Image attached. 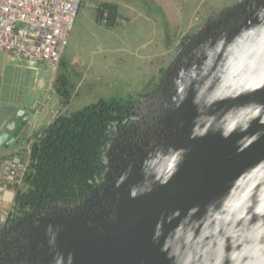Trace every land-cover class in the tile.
Segmentation results:
<instances>
[{
	"label": "water",
	"instance_id": "1",
	"mask_svg": "<svg viewBox=\"0 0 264 264\" xmlns=\"http://www.w3.org/2000/svg\"><path fill=\"white\" fill-rule=\"evenodd\" d=\"M200 60L159 109L156 157L116 183L114 220L68 218L17 264H264V2ZM31 122L0 107V151Z\"/></svg>",
	"mask_w": 264,
	"mask_h": 264
},
{
	"label": "rangeland",
	"instance_id": "2",
	"mask_svg": "<svg viewBox=\"0 0 264 264\" xmlns=\"http://www.w3.org/2000/svg\"><path fill=\"white\" fill-rule=\"evenodd\" d=\"M242 3L243 0H81L57 71L0 52V107L20 109L34 104V108L49 100L46 113L52 109L51 114L54 110L65 114L99 100L128 101L142 93L152 94L188 38L211 27L223 12ZM100 6L111 11L109 21L101 16ZM57 78L65 82L60 80L56 86ZM52 82L68 94L66 104L56 102ZM27 142L24 139L14 143L1 150L0 156L25 150ZM140 168L141 165L131 166L115 183L140 177ZM23 188L21 185L19 190ZM11 194L0 198L3 208L12 209ZM72 224L73 219L63 217L40 218L28 228L27 236L33 245H38Z\"/></svg>",
	"mask_w": 264,
	"mask_h": 264
},
{
	"label": "trees",
	"instance_id": "3",
	"mask_svg": "<svg viewBox=\"0 0 264 264\" xmlns=\"http://www.w3.org/2000/svg\"><path fill=\"white\" fill-rule=\"evenodd\" d=\"M195 37L191 35L181 51L192 45ZM60 80L65 82L57 78L56 86ZM56 86L61 103L66 104L68 94ZM150 96L142 93L136 100H99L82 110L56 116L31 142L24 188L13 197L11 231L22 232L40 218L72 217L119 177L118 150L124 140L142 132V105Z\"/></svg>",
	"mask_w": 264,
	"mask_h": 264
},
{
	"label": "flooded vegetation",
	"instance_id": "4",
	"mask_svg": "<svg viewBox=\"0 0 264 264\" xmlns=\"http://www.w3.org/2000/svg\"><path fill=\"white\" fill-rule=\"evenodd\" d=\"M263 2L264 0L243 1L234 11L224 16H219L214 25L204 29L203 32L197 33L192 45L184 48L179 53V57L168 66L157 89L151 94L149 101L142 105L144 117L140 124L142 132L133 134L127 140H124L118 150L121 164L120 176L102 192L95 194L83 208L70 218L79 220L101 218V221L96 219L94 224L88 223L90 226L96 225L102 220H114L116 211V200L114 201L116 180L131 166L149 163L152 158L156 157V153L161 149L163 141L169 137L170 130L162 124L157 116L160 107L164 105V100L167 96L176 92L183 85L186 78L190 79V81L198 82L199 75L203 73L200 67L202 64L200 54L203 47L220 35L237 28L247 17L260 10L263 7ZM11 225L12 223L10 222L0 231V264H17L19 261L25 260L30 252L31 242L27 236V230L31 225L22 232H12L10 229ZM98 229L100 230L99 227Z\"/></svg>",
	"mask_w": 264,
	"mask_h": 264
},
{
	"label": "built area",
	"instance_id": "5",
	"mask_svg": "<svg viewBox=\"0 0 264 264\" xmlns=\"http://www.w3.org/2000/svg\"><path fill=\"white\" fill-rule=\"evenodd\" d=\"M81 0H0V52L42 63L54 70L67 46V38ZM109 21L112 13L99 7ZM32 142V141H31ZM30 144L19 157L0 158V198L14 194L29 166ZM12 209H0V231L10 223Z\"/></svg>",
	"mask_w": 264,
	"mask_h": 264
},
{
	"label": "crops",
	"instance_id": "6",
	"mask_svg": "<svg viewBox=\"0 0 264 264\" xmlns=\"http://www.w3.org/2000/svg\"><path fill=\"white\" fill-rule=\"evenodd\" d=\"M2 54H4V53H2ZM8 56H10V55H8ZM60 63H61V59H60ZM60 63H59V65H60ZM55 70L57 71L58 70V67ZM53 82H54V80H53ZM53 82H52V85H51V90H52V92H53V94L55 96L56 102H58L59 104H61L60 97L58 96V94L54 90ZM48 104H49V100L46 103H44L42 106H39V107H37L38 106L37 105L36 107L33 108L32 106L34 104H32V105H30L29 108H27V107L20 108V109L24 110L26 113H31L32 114V122H31V126L29 127V129L27 130V132L25 133V135L20 140H18V142L19 141H22L24 139H27V141H29V142L33 141L34 138L36 136H38L41 133V131L48 124H50L51 121L56 116H58L60 114H63L61 112V110H54L53 114H51L52 109L49 110V113L48 112L46 113V108H47ZM59 109H60V107H59ZM18 153H20V152L17 151V152L11 153L9 155H13V157H15ZM2 157H4V156H0V158H2ZM9 194H11V193H9ZM1 207H2V205H0V209H1Z\"/></svg>",
	"mask_w": 264,
	"mask_h": 264
}]
</instances>
